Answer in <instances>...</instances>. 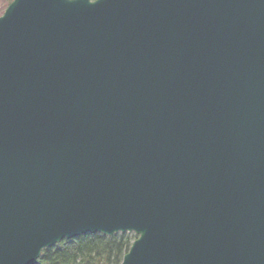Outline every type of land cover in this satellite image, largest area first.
I'll return each instance as SVG.
<instances>
[{
	"label": "water",
	"instance_id": "water-1",
	"mask_svg": "<svg viewBox=\"0 0 264 264\" xmlns=\"http://www.w3.org/2000/svg\"><path fill=\"white\" fill-rule=\"evenodd\" d=\"M131 233L121 264H264V0L0 15V264Z\"/></svg>",
	"mask_w": 264,
	"mask_h": 264
},
{
	"label": "trees",
	"instance_id": "trees-1",
	"mask_svg": "<svg viewBox=\"0 0 264 264\" xmlns=\"http://www.w3.org/2000/svg\"><path fill=\"white\" fill-rule=\"evenodd\" d=\"M12 0H0V15ZM134 235H85L45 249L36 264H121Z\"/></svg>",
	"mask_w": 264,
	"mask_h": 264
},
{
	"label": "rangeland",
	"instance_id": "rangeland-1",
	"mask_svg": "<svg viewBox=\"0 0 264 264\" xmlns=\"http://www.w3.org/2000/svg\"><path fill=\"white\" fill-rule=\"evenodd\" d=\"M132 235V234H131Z\"/></svg>",
	"mask_w": 264,
	"mask_h": 264
}]
</instances>
